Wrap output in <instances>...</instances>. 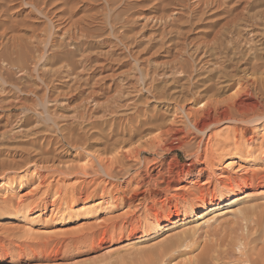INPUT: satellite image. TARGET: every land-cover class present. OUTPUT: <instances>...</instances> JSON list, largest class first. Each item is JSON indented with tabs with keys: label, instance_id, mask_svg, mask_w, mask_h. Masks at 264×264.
<instances>
[{
	"label": "rangeland",
	"instance_id": "rangeland-1",
	"mask_svg": "<svg viewBox=\"0 0 264 264\" xmlns=\"http://www.w3.org/2000/svg\"><path fill=\"white\" fill-rule=\"evenodd\" d=\"M211 1L0 0V217L7 216L0 220V264H149L144 252L179 230V219L188 223L195 214H214L209 208L185 209L174 198L150 211L146 204L155 194L138 196L144 204L133 217L129 205L96 204L100 196L94 182L108 179L101 159L105 164L119 159L111 167L119 177L110 181L122 187L137 173L140 160L162 161L167 169L177 165L179 172L192 159L206 157L212 165L220 152L226 154L227 147L210 148L216 141L257 139L253 160L225 156L215 163L226 171V196L246 186L245 204L264 202V128L222 120L200 134L187 115L202 110L205 100L213 108L235 100L248 118L264 106V0ZM20 99L26 100L22 106ZM20 122L41 125L36 134L10 138ZM177 128L189 139L179 141ZM121 162L133 167L129 178L119 170ZM208 186L207 195L217 194L215 182ZM164 189L158 196L175 191ZM122 195L128 198L116 193L118 204ZM193 196L187 198L195 200L199 193ZM53 201L59 202L54 212ZM44 202L48 208L40 209ZM256 210L250 211L251 219L257 218ZM168 213L175 217L170 231H159ZM218 222L212 225L219 227ZM189 256L171 263L187 264Z\"/></svg>",
	"mask_w": 264,
	"mask_h": 264
},
{
	"label": "bare ground",
	"instance_id": "bare-ground-1",
	"mask_svg": "<svg viewBox=\"0 0 264 264\" xmlns=\"http://www.w3.org/2000/svg\"><path fill=\"white\" fill-rule=\"evenodd\" d=\"M241 1L242 0H238L239 3ZM217 2H219V0H217ZM208 3H210V2H208ZM226 8H224V9H226ZM238 8H239V6L237 5L233 9L235 11H237ZM235 14H236V12H235ZM245 29L247 30V32H249L248 34H252L250 32V28L248 29L246 27ZM215 31H216V29H215ZM238 42H240V39H238ZM241 42H242V40H241ZM239 46H241V45H239ZM198 48L199 47H197L196 49L198 50ZM51 50H52V48H51ZM203 51H205V50H203ZM204 53L205 52H203V54ZM206 53H207V51H206ZM203 54H201V55H203ZM235 56H236V54H235ZM215 58H217V57H215ZM54 91H56V90H54ZM61 92H63V91H61ZM247 93H248V91H247ZM42 95L43 94L41 93V96ZM37 98H38V96H37ZM56 98H53V99H56ZM23 100H25V99H23ZM23 100L21 101V99H20V102L22 103V104L20 103L21 106L24 105V103H26ZM42 100H43V98H42ZM212 101H214V100H212ZM44 102H45V100H44ZM27 103L29 104V102H27ZM208 103L206 100L203 101V103L201 105V106H203L202 110H197L194 113L189 112L187 114L189 116V118L192 117V119H189V121L191 122L192 129L195 130L196 133L204 134V132L210 126L216 125L217 123H220L222 120L227 121V122L235 121V122L242 124L246 127L247 126L252 127V130L253 129L259 130V129L264 128V126H263L264 125V106L260 105V106L256 107L258 109L257 110L254 109L252 111L254 116L252 118H248L246 116L247 115L246 112H243V111H240L239 109H237V106L235 105L237 102L235 100L234 101H228L227 100L222 105H219V106L216 105V107L214 106V108L212 106H209ZM42 104H44V103H42ZM45 104H48V103L46 102ZM254 104H256V103H254ZM30 105L33 106L32 104H30ZM38 106H40V105H38ZM27 107H29V105ZM30 108H32V107H30ZM199 108H200V106H199ZM212 108L214 109V113H213V111L211 113ZM34 109H36V108H34ZM222 109L224 110V112L221 113L220 110H222ZM37 111H40V110H36L35 112H37ZM204 112H206V114ZM32 114H34V112H32ZM199 114L204 115V117L202 118V117L197 116ZM36 115H37V113H36ZM20 116L22 117V120H24L26 113L22 112ZM32 116H34V115H32ZM37 116H39V115H37ZM79 116H80V114H79ZM53 118L55 119V117H53ZM8 120L9 119H7V121ZM40 123L39 124L36 123L34 125L24 127L22 125V123L20 122V124L16 128H14L13 130H11V133L8 135H10L9 137L13 138V139L17 135L21 136L24 133H25L24 135H26V133L28 131H30V133L34 130L36 131V128L39 125H41ZM66 126H68V125H66ZM174 129H176V127ZM35 131L32 133L36 134ZM176 131H178L180 133L178 136H179V138H181V140H179V141H182L183 138H186V136H188V133L186 131L184 132L183 130L178 129V128ZM164 132H166V131H164ZM6 133H7V131H6ZM157 138H155V139L158 140L159 138L158 139ZM187 138H186V140H187ZM152 141H151V143L154 144V141L153 142ZM214 143L215 144L211 143L212 145H210V148L214 152H217V151L220 152L223 149L225 150L226 147L228 150L226 154H224L223 152H222L223 154L221 152L219 153L220 154L219 159L215 161V162H217V164L221 163L222 162L221 160H223V157H225V156H227L229 159H231V161H235V162H237L238 160L244 159V158L247 161H251V160H253L251 156L255 155V153L259 150V147L257 145L259 142L257 139H253L252 141L248 140L247 143H243L240 140H238V141L233 140V142L228 140V141H225V143H221L220 141H218V142L216 141ZM179 144H181V143H179ZM150 146H152V145H150ZM260 152H261V149H260ZM199 153L200 152H196L197 155ZM259 157H261V156H259ZM259 157H257V158L259 159ZM196 158H197V156H195V159ZM205 158L203 161H201V159L200 160H197V159L193 160L192 159V161H189L186 164V167L185 166H183V168L181 167L182 171H179V172L174 170V168L177 167V165L176 166L170 165V167L167 169V168H165V163L162 161H153L151 164H148L145 162H141V160H140V162H137L135 164V166H136L135 169H136L137 173H135L131 178H129L128 175L132 171L133 167L132 166L127 167L126 165H124V163L121 162L117 166H119V168H120L119 170L123 171L125 177H128L129 179H126V180H128L127 182L125 181L126 185L122 186V184H121L122 187L117 186L118 188L115 186V184H114L115 182H112L110 180L111 179L113 180V178L119 177L118 174L114 173L111 169V167H113V164L116 163V161H118L119 159L115 156L110 160V163H108V164H105V162L102 161V159H101L99 162L100 168L103 170L104 174L106 175V177L108 179H106V178L100 179V178H98V176H95L98 178L97 181L94 182L95 194H99V196H100V199H99L100 201H98L96 204L101 203V202H107L111 205L116 204L115 207H118L121 205H126V206L129 205L130 207H134V209L131 208V209H133V211H131V212L128 211L127 213L129 216L133 217L139 211V209L141 207H143L142 205L144 204V202L141 201V199L138 196L142 195V194H145V195L146 194H148V195L155 194L157 196L155 198V200L151 201V203H149V204H146V208L150 211L155 208L157 203L158 204L163 203V202H165L164 200H168V201L170 200V202H171L174 199L181 200L182 202H184L182 204L185 207V209L187 207H189L192 209V211H195V209L199 210V211H205V210H207L206 208H209V210L213 211L214 214L210 215L209 217L208 216H198V214H195V218L193 220H189L188 223H184V221L182 219L181 220L179 219L178 221L180 222V225H181L180 226L181 228H178L179 230L176 229L177 231L175 230L174 233L173 232L170 233V235H169L170 237L169 236H167L168 238L165 237V239L160 240L161 242H159L156 246H153L151 249L144 252L145 254H147L149 256L150 260L147 261V263L149 262V264H163V263L167 262V260L170 261V263H171V261H174L179 256L189 255V254H190V256L187 258V260H188L187 264H244V263L245 264H264V202H261V203L258 202L257 205L252 203V204H254L253 206H251L249 204H245V201L247 200L246 198L248 196L243 195L241 197V194L248 191L249 188H247L246 186H242V188H238L235 191H230L229 192L230 195L226 196L224 194L225 189H223V187L226 184L225 183L226 180L223 178L226 171L225 170L222 171L221 168L215 162L212 163V165H211V163H209V161H207V159H205ZM261 160L262 161L264 160V156L261 157ZM209 167H211L212 169L210 171H207L208 170L207 168H209ZM93 169H94V171L96 170V168H93ZM102 170H101V172H102ZM116 170H117V168H116ZM103 172L101 173L102 174L101 176L104 175ZM248 172L250 173L251 169ZM253 172H254V170H253ZM253 172H251L250 174H252ZM97 173H100V172H97ZM259 174H261V173H259ZM98 175H100V174H98ZM260 176H262V175H260ZM259 178H261V177H259ZM154 181H156L157 184L154 183L156 187L152 188L153 186L151 187V183H153ZM214 182L219 186V188L217 190V194L212 191V192H207L208 194H211V195H207L206 191H205L206 188H208L209 187L208 185H211ZM164 184L166 185V187H164ZM109 186H112V187L115 186V189L112 190L111 187H109ZM250 186H253V184H250ZM164 188H167L168 191L170 190V188H173V189H171V191L172 190H175V191L173 193L169 192L170 194L165 195L164 198L162 197L163 195L158 196L157 193L160 190L161 191L165 190ZM88 189H89V187L86 188L85 192H87ZM196 191H197V193H199V196H196L197 198L196 199L194 198L195 200H191V199H189V197L187 198L188 195L193 196ZM77 192L81 193L82 188L77 189L76 191L72 192L71 197L77 196L76 195ZM91 192H93V191H91ZM121 192L126 193L128 195V198L126 199V197L123 195L120 196L119 197L120 203L118 204L115 200V199H117L116 193L119 195ZM172 198H174V199H172ZM257 198H259V197H257ZM61 199L64 200L65 197H62ZM242 202H244V203H242ZM58 203H57V201H53V203L50 204L52 206L51 210H53V212H54V210H57L56 206ZM47 204H46V202H44L41 204V206L39 208L40 209L41 208H43V209L48 208ZM61 206L62 205H60L58 209L62 208ZM254 206H256V208H258L259 211L256 210V211H258L256 214L257 218L251 219L249 213H250V211L252 212L254 209H256V208H251ZM59 214L61 216V219H63V217L66 215V212L62 208V210L60 211ZM168 214L169 215L166 216L167 218H165L163 223L162 224L160 223L159 231H161L162 229H163V231H170L169 226H170V224L173 223V219L175 217H174L173 213H168ZM221 215H223L224 217H220ZM6 217L7 216H1L0 220H5ZM218 220H219V222L217 225L219 227L215 226L216 224L213 226L212 223L217 222ZM243 221H246V223L244 224ZM179 222H177V223H179ZM243 225L246 226V228H245L246 230H244V232L242 230ZM205 226H207L206 227L207 229L205 228V231H202V229ZM238 230H240V231L242 230L243 233H238L239 232ZM261 230H262L263 235L260 234ZM261 238H262V240H260ZM142 239L144 240L145 238H142ZM200 239H202L203 242L200 241ZM259 241L261 243L262 242L263 243L261 245H259L260 244ZM186 248H190L189 252H186L184 250ZM184 264H186V263H184Z\"/></svg>",
	"mask_w": 264,
	"mask_h": 264
}]
</instances>
